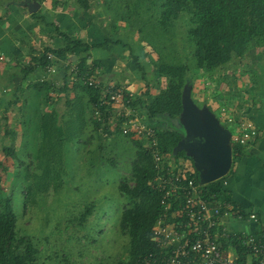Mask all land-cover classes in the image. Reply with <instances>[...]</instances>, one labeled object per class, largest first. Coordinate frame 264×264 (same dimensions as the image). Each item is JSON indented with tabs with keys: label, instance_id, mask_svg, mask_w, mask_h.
<instances>
[{
	"label": "crops",
	"instance_id": "obj_1",
	"mask_svg": "<svg viewBox=\"0 0 264 264\" xmlns=\"http://www.w3.org/2000/svg\"><path fill=\"white\" fill-rule=\"evenodd\" d=\"M101 1L103 0H94L91 8L85 11L78 6L76 0H39L40 11L35 13L37 15H30L27 13L25 0H7L6 3L0 0V150L2 152L11 150L13 158L30 157L31 153H27L31 151L29 143L32 135L35 136V147H38L40 142L39 122L43 113L56 110L59 117L63 118L68 111L69 102L78 101L88 104L90 96L86 92L71 91L69 94L56 92L51 93V97L48 98L44 91L35 86L43 74L42 69L36 68L30 71L31 66L27 65L32 56L40 55L46 48H61L64 45V37L79 39L90 49L88 53L84 49H78L69 59L62 58L61 65L66 64L67 60L76 63L82 56L91 57L99 69L98 78L103 85L127 86L138 96L144 92L141 86L143 80L139 76L142 71L138 72L134 58L137 57L140 62L138 55L145 52L139 48L138 55L136 53L130 55L131 47L128 44L133 43L137 34L126 29L125 25L130 28L129 23L126 24L129 19L116 18L128 17L136 12L135 6H140L141 1L123 0V3H126L124 9L120 14L119 9L114 10L111 18V21L114 18V23L122 22L120 28L117 27L115 30L112 27L109 34L104 32L101 20H106L111 14L107 17V11L100 10L105 5H102ZM155 12L157 18L160 17L159 11ZM124 55L132 56L133 62L123 63L126 60L122 59ZM141 62L147 69L144 61ZM208 74L198 71L197 83L200 82L201 86L193 89V99L202 106L210 107L221 123L232 133L237 131L238 124L235 121L240 118L251 120L259 130L258 138L248 147H244L241 155L234 158L232 170L224 179L225 193L221 198L227 200V203L243 215L241 220L228 215L224 219V226L235 232L237 238L247 234L260 236L263 239L264 48H253L245 56L244 61L235 59L226 67L211 75ZM60 78L62 75L56 77L57 80ZM160 82L162 89V79ZM232 86L235 88L233 91L236 98L234 95H230L231 97L228 95ZM237 99L241 101L238 102ZM226 116L235 118V121L229 123L225 120ZM92 127L90 125L85 127L87 133L93 131ZM104 133L101 130V134ZM3 141L11 146H4ZM19 150H23L24 154L17 155ZM252 214L257 216L256 220L249 219ZM222 239L226 238H219L221 246ZM224 250L240 261L242 259L243 263L253 262L250 255L240 256L236 245H230Z\"/></svg>",
	"mask_w": 264,
	"mask_h": 264
},
{
	"label": "trees",
	"instance_id": "obj_2",
	"mask_svg": "<svg viewBox=\"0 0 264 264\" xmlns=\"http://www.w3.org/2000/svg\"><path fill=\"white\" fill-rule=\"evenodd\" d=\"M93 1L76 0L78 6L85 11L91 8ZM157 10L160 13L159 25L162 26L164 33L170 35H177L174 31L175 26L181 21L183 15L188 16L187 37L193 49L191 56L195 64L189 61L177 64L180 58L175 56L174 64L166 62L165 49L170 48L168 53L173 52V54L175 49L172 50L174 42L164 41L160 62L156 64L154 72L157 80L162 79V89L159 93L152 95L151 87L147 86L145 92L139 96L135 95L128 104L133 110L142 114L147 124L155 127L156 145L147 138L133 139L129 135H124L121 130L122 121L118 124L116 131L111 130L109 123L99 122L95 117V110L98 107L103 112L106 110L101 104L100 89L84 86L81 82L71 85L68 78L59 89H53V85L47 81L35 85L39 90L44 91L48 98L54 92L58 94L62 92L69 94L71 91L88 93L90 96L88 104L81 103L86 111L84 127L93 126V131L97 133L98 138H102L104 134L107 136L121 134L131 139L135 148V157L131 162V180L124 177L118 183L119 193L126 199L120 212V231L130 238V255L128 260H122L119 264H138L151 253H158V248L153 242V228L164 210L163 193L157 186V179L162 174L163 167H158L155 155L158 153L167 156L162 161L164 168L169 167L170 161L177 162L182 157L191 161V169L196 174L198 184L200 183L193 161L184 152L174 153L182 139V133L173 121L178 119L183 111L182 96L185 87L188 85L194 87L196 70L211 75L231 64L235 59L244 61L251 49L264 48V0H165ZM64 39V45L61 48H46L40 55L32 56L30 71L46 68L51 63L47 53H53L61 59H69L78 49H84L87 53L90 49L79 39L69 37ZM166 44H168L167 47ZM87 60V56H82L75 63L83 73L88 69ZM134 62L146 77V70L137 57L134 58ZM76 103L78 101L68 103L69 108L63 118L59 117L56 110L43 113L39 122L40 137L48 128L62 126L63 120H66V117L73 112ZM108 110L114 109L110 105ZM101 130L105 133L101 134ZM243 148L234 145V158L241 155ZM8 152L12 154L11 150ZM97 157L99 164L105 162L103 157L98 155ZM92 165L95 164L92 162ZM225 178L201 186L203 194L212 201L220 199L225 193ZM130 181L133 185H130ZM90 205H86L85 211L81 214L82 217L76 221L79 226L83 225L85 217L90 214L88 209ZM178 206L177 203L171 202L170 221L177 220L174 213ZM17 224L12 201L8 200L6 204L1 205L0 210V264H46L42 261L38 239L23 235L18 230ZM46 241L49 242V239ZM221 243L223 249L236 245L240 256L247 254L240 238L222 239Z\"/></svg>",
	"mask_w": 264,
	"mask_h": 264
},
{
	"label": "rangeland",
	"instance_id": "obj_3",
	"mask_svg": "<svg viewBox=\"0 0 264 264\" xmlns=\"http://www.w3.org/2000/svg\"><path fill=\"white\" fill-rule=\"evenodd\" d=\"M6 1L2 0V3ZM121 1H101L105 5L100 10L107 11V17L111 14L106 20H101L104 32L108 34L113 28H120L122 23H114V18L111 21L114 10L119 9L120 14L124 9L126 3ZM140 1L143 4L135 6L136 12L128 17L116 18L129 19H126V24L128 22L130 28L125 25L126 29L138 35L133 43H126L131 47L130 55H138L139 48L145 52L138 55L147 67L142 64L146 77L140 71L139 76L143 80L141 86L144 92L147 86L151 87V94L155 95L161 90V82L155 78L154 72L156 64L160 62L164 41L174 42L172 50L175 49L174 54L168 53L170 48L166 44V62L174 64L175 56L180 58L177 64L187 61L195 64L191 56L193 49L187 37L188 16L183 15L175 26L177 35L166 34L155 12L165 0ZM122 59H126L123 63L133 62L132 56L124 55ZM197 76L198 70L193 89L201 86L200 82L197 83ZM233 89L234 86L228 95L236 98ZM81 103H76L62 126L48 128L41 137L38 134L41 140L38 147L34 144V134L32 138L29 137L31 151L27 154L31 153L30 157L13 158L8 152L10 150H0V210L3 203L12 201L18 230L23 235L38 239L42 261L46 264H119L129 259L130 238L120 231V212L126 199L121 197L118 183L124 177L131 180L135 148L131 139L121 134L98 138L94 131L87 133L84 127L86 111ZM196 103L203 107L199 102ZM179 130L184 134L183 127ZM3 143L4 146H11L8 142ZM23 154V150L17 151V155ZM97 155L103 157L105 162L99 164ZM130 185L133 182L130 181ZM86 205H90V214L79 226L76 221L82 217Z\"/></svg>",
	"mask_w": 264,
	"mask_h": 264
},
{
	"label": "built area",
	"instance_id": "obj_4",
	"mask_svg": "<svg viewBox=\"0 0 264 264\" xmlns=\"http://www.w3.org/2000/svg\"><path fill=\"white\" fill-rule=\"evenodd\" d=\"M50 64L42 69L39 82H50L53 89H59L68 78L72 85L81 82L84 86L101 90L102 107L97 108L95 117L101 123H109L112 131H116L121 123L124 135L133 139L147 138L156 145L155 127L144 121L140 112L133 110L128 104L135 97V93L127 86L103 85L98 76L99 69L92 61L87 60V72L83 73L75 64L67 60L60 64L61 58L53 53H47ZM31 66L30 61L27 62ZM62 75L59 80L56 77ZM112 106L113 111L108 108ZM226 112V109H224ZM226 121L234 122L235 118L227 117ZM237 131L232 133L234 145L248 147L259 136V130L249 119L240 118L235 121ZM156 162L162 174L157 179V186L163 193V214L153 228V242L158 253H151L138 264H264V240L256 235L240 237L242 247L247 255L252 256L253 262L243 263L239 258L227 253L219 243V238H236V233L224 226V219L228 215L236 219H243V215L220 198L216 201L208 199L198 184L196 174L191 169V162L179 158L177 162L170 161L169 167L164 168L163 159L166 155L156 154ZM171 202L179 206L174 213L176 221H170ZM252 214L250 220H256Z\"/></svg>",
	"mask_w": 264,
	"mask_h": 264
},
{
	"label": "water",
	"instance_id": "obj_5",
	"mask_svg": "<svg viewBox=\"0 0 264 264\" xmlns=\"http://www.w3.org/2000/svg\"><path fill=\"white\" fill-rule=\"evenodd\" d=\"M27 13L33 15L41 9L38 0H25ZM193 88L186 86L183 91V111L173 121L184 134L175 149V154L185 152L191 157L199 174L201 186L223 179L232 170L234 156L232 132L225 127L210 107H200L192 97Z\"/></svg>",
	"mask_w": 264,
	"mask_h": 264
}]
</instances>
